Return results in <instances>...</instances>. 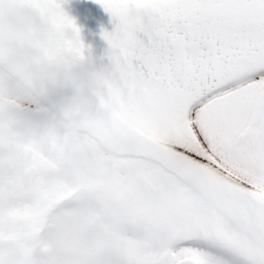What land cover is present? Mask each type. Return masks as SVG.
Masks as SVG:
<instances>
[{"label": "snow or ice", "instance_id": "6c2138e0", "mask_svg": "<svg viewBox=\"0 0 264 264\" xmlns=\"http://www.w3.org/2000/svg\"><path fill=\"white\" fill-rule=\"evenodd\" d=\"M66 0H0V264H264V0H92L108 65Z\"/></svg>", "mask_w": 264, "mask_h": 264}, {"label": "water", "instance_id": "95a60500", "mask_svg": "<svg viewBox=\"0 0 264 264\" xmlns=\"http://www.w3.org/2000/svg\"><path fill=\"white\" fill-rule=\"evenodd\" d=\"M65 12L75 20L81 29L80 36L85 45V63L91 64L96 70L108 65L106 58L107 44L101 38V29L111 31L113 24L103 9L92 0H66L63 4ZM59 96L65 108H70V94L60 86Z\"/></svg>", "mask_w": 264, "mask_h": 264}, {"label": "clouds", "instance_id": "9594fccd", "mask_svg": "<svg viewBox=\"0 0 264 264\" xmlns=\"http://www.w3.org/2000/svg\"><path fill=\"white\" fill-rule=\"evenodd\" d=\"M52 71L60 86L70 94V108L74 112L89 111L96 104L93 89L98 82L97 70L78 60H61L52 65Z\"/></svg>", "mask_w": 264, "mask_h": 264}]
</instances>
